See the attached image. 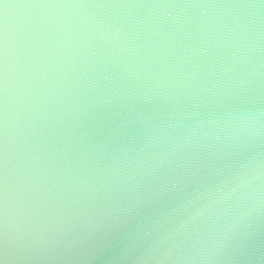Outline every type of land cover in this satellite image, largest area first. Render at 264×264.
<instances>
[{
	"label": "water",
	"instance_id": "95a60500",
	"mask_svg": "<svg viewBox=\"0 0 264 264\" xmlns=\"http://www.w3.org/2000/svg\"><path fill=\"white\" fill-rule=\"evenodd\" d=\"M0 264H264V0H0Z\"/></svg>",
	"mask_w": 264,
	"mask_h": 264
},
{
	"label": "snow or ice",
	"instance_id": "6c2138e0",
	"mask_svg": "<svg viewBox=\"0 0 264 264\" xmlns=\"http://www.w3.org/2000/svg\"><path fill=\"white\" fill-rule=\"evenodd\" d=\"M17 7H21V8H27V7H32L35 5L29 4V3H17L16 4ZM6 25H7V20L6 17L4 18V26H5V31H6Z\"/></svg>",
	"mask_w": 264,
	"mask_h": 264
}]
</instances>
